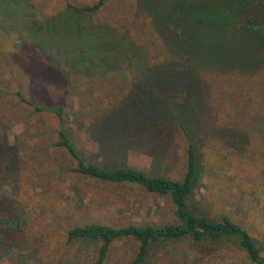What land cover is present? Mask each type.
Instances as JSON below:
<instances>
[{
  "label": "rangeland",
  "instance_id": "374dc122",
  "mask_svg": "<svg viewBox=\"0 0 264 264\" xmlns=\"http://www.w3.org/2000/svg\"><path fill=\"white\" fill-rule=\"evenodd\" d=\"M97 1L0 0V223L12 222L10 236L0 233L12 245L0 249V264H98L101 241H68L69 229L177 221L169 195L72 171L75 161L56 145V114L21 96L40 108L62 107L63 128L87 161H123L174 180L186 170L179 128L172 125L155 150L115 142L107 158L90 128L123 99L181 115L200 160L190 208L229 216L264 256V67L246 74L202 66L193 76L191 64L173 73L167 63L181 62L191 47L173 37L175 18L162 0H104L96 11L76 9ZM210 2L194 0L184 11L186 31L204 49L218 46L212 30L191 19ZM227 39L226 49L234 46ZM137 250L134 238L116 239L102 264H130ZM143 264L253 263L234 240L185 238L154 244Z\"/></svg>",
  "mask_w": 264,
  "mask_h": 264
},
{
  "label": "trees",
  "instance_id": "16d2710c",
  "mask_svg": "<svg viewBox=\"0 0 264 264\" xmlns=\"http://www.w3.org/2000/svg\"><path fill=\"white\" fill-rule=\"evenodd\" d=\"M162 1L165 3L164 7L175 18L173 37L191 47V51L185 52L186 55L181 62L167 63L173 73L179 71L181 73L191 64H193L191 71L193 76H198L199 68L202 66L219 71L231 67L246 74H251L256 69L264 67V0H212L204 7L197 6L198 12L193 15L191 20H194L200 29L212 30V41L218 45L213 46V49H204L201 46L202 39L197 40L192 33L186 31L187 19L184 17V11L185 8L190 7L188 4L194 0ZM103 2L104 0H98L93 5L76 9L88 12L96 11L103 5ZM225 30L229 33L225 34ZM226 38L234 46L226 49ZM21 100L34 106L37 110H51L56 114L61 123L56 145L65 149L75 161L72 171L106 183L137 184L148 192L169 195L174 204L177 221L173 223L128 224L119 227L88 223L69 229L67 232L68 241L75 239L101 241L97 258L98 264H102L105 260L113 241L127 237L138 241V250L130 264H143L154 244L180 241L185 238L195 243L206 239L210 241L231 239L245 251L250 262L264 264L262 249L246 228L234 222L229 216L222 215L219 218H212L206 214L195 213L190 208L187 199L192 194L198 178L200 160L193 133L181 115L175 117L169 111L159 108L145 110L142 99L134 101L123 99L111 108L105 109L93 121L90 128L91 137L98 143L99 152L106 158L113 156L111 151L115 142H125L127 146L135 145L137 148L144 147L155 150L158 148V142L164 141L163 139L170 133L172 125L179 128L187 143L186 170L182 179L174 180L163 175L148 173L123 161L112 166L87 161L63 128L62 107L40 108L32 100L22 96ZM161 127L167 128L165 135L164 131L161 132ZM10 220L5 219L0 223L1 235L10 236L11 231L8 228L12 225ZM15 244L18 245V243L13 245ZM0 246L3 251H7L5 246L12 247L4 240H0Z\"/></svg>",
  "mask_w": 264,
  "mask_h": 264
}]
</instances>
